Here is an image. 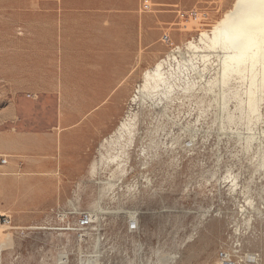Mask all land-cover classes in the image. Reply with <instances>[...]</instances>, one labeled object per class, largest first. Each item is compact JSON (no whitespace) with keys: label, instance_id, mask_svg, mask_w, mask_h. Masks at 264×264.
Segmentation results:
<instances>
[{"label":"rangeland","instance_id":"rangeland-1","mask_svg":"<svg viewBox=\"0 0 264 264\" xmlns=\"http://www.w3.org/2000/svg\"><path fill=\"white\" fill-rule=\"evenodd\" d=\"M151 1L142 11L141 0H0V214L11 218L0 264H264V105L247 144L245 123L223 128L222 108L186 100L171 110L169 150L134 154L104 194L108 173L91 175L119 124L92 120L95 98L112 94L97 82L154 64L234 0ZM191 8L197 19L179 16ZM129 14L146 21L132 54Z\"/></svg>","mask_w":264,"mask_h":264},{"label":"bare ground","instance_id":"bare-ground-1","mask_svg":"<svg viewBox=\"0 0 264 264\" xmlns=\"http://www.w3.org/2000/svg\"><path fill=\"white\" fill-rule=\"evenodd\" d=\"M231 30L236 32V40L231 39ZM124 74L116 73L99 80L96 85L97 89L108 87L106 93L112 90V94L95 98L97 116L91 119L102 124L119 120L117 128L103 136L99 159L91 164L92 176L98 170L109 175L107 180L100 182L101 194L112 189L117 179L127 174L134 154L142 159L154 157L163 148L169 150V142L174 144L175 124L171 110L186 100L204 106L208 99L222 108L223 128L227 122H243L249 132L240 139L247 144L257 139L253 127L263 121L264 105V0H234L209 29L200 30L196 37L182 45H175L143 70H130L125 77ZM145 124L147 132L141 131ZM262 133L257 140L264 162V130ZM93 206L100 207V200Z\"/></svg>","mask_w":264,"mask_h":264},{"label":"crops","instance_id":"crops-1","mask_svg":"<svg viewBox=\"0 0 264 264\" xmlns=\"http://www.w3.org/2000/svg\"><path fill=\"white\" fill-rule=\"evenodd\" d=\"M176 1L177 0H165V1L160 0L159 2L168 3V4H177ZM191 9H194V8H191ZM191 9H185V10H191ZM127 16L129 17L131 21V27L127 30V45H128V52L132 54L140 46L141 42L143 46L145 45V25H146L145 22L146 21L145 19L142 20L143 22L139 21L135 15L129 14Z\"/></svg>","mask_w":264,"mask_h":264},{"label":"built area","instance_id":"built-area-1","mask_svg":"<svg viewBox=\"0 0 264 264\" xmlns=\"http://www.w3.org/2000/svg\"><path fill=\"white\" fill-rule=\"evenodd\" d=\"M152 6H153V3L151 0H142L141 2V10L142 11H149L152 9ZM198 10L196 9H191V10H188V11H180L178 12L179 16H181V18H186V17H191L193 19H197L198 18ZM163 39L166 40V41H169L170 38L167 34H164L163 35ZM2 160V163H6L7 162V159L6 158H3L1 159ZM11 223V218L9 215L7 214H0V224L1 225H8Z\"/></svg>","mask_w":264,"mask_h":264}]
</instances>
